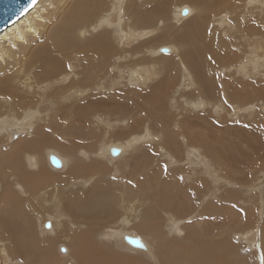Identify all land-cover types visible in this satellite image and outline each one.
<instances>
[{
	"label": "bare ground",
	"instance_id": "obj_1",
	"mask_svg": "<svg viewBox=\"0 0 264 264\" xmlns=\"http://www.w3.org/2000/svg\"><path fill=\"white\" fill-rule=\"evenodd\" d=\"M222 11L226 16L216 17ZM163 40L154 52L145 45ZM263 62L264 0H38L0 32V264L33 261L32 253L38 251L29 245L37 225L30 216L24 219L21 210L40 202L54 212L52 223H38L39 236H52L56 228L74 232L63 247L61 240L57 242L65 258L75 256L66 264H143L115 254L125 248L146 252L155 261V255L167 258L168 264H257L261 252L254 250L249 262L238 253L236 243L211 237L208 229L194 222L211 216L213 204L223 209L226 204L221 203L235 193L231 185L249 187L242 188L247 180L236 177L238 154L234 166L222 160L232 151L225 124L214 125L209 115L203 124L204 118L194 111L208 105L227 111L216 98L220 83L235 111L253 108L247 107L251 98L264 99V75L244 79L260 74ZM139 65L145 67L141 75ZM172 66L181 69L180 88V72L170 74ZM122 76L139 85L136 96L123 102L116 97L119 92L109 93ZM88 96L92 100L87 102ZM176 98L188 100L180 104ZM83 124L90 137L104 135L105 141H81L80 132L86 133ZM115 126L123 140L119 135L110 139ZM53 129L56 135L50 138L48 131ZM229 130L241 135L240 130ZM16 132L23 136L11 142ZM251 132V138L245 133L249 137L242 139L247 149H253L249 153L261 152V142ZM67 133L71 139L60 137ZM240 146L232 153L241 151ZM138 154L145 155L139 162ZM228 155L225 159L232 154ZM51 156L59 166L52 164ZM118 163L129 172L117 180L133 190L97 199L98 190H106L110 166ZM77 195L88 201H77ZM91 205L102 207L105 223L99 229L96 225L101 224L93 221L101 215L83 217ZM255 211L250 208L247 216L237 217L239 222L236 214L224 220L233 230L239 223L240 231H246L240 234L257 244L262 230L259 234L253 225L247 227L258 221ZM126 237L140 240V246ZM45 240L42 243L52 251L54 242L50 246ZM54 258L41 253L33 264L60 261Z\"/></svg>",
	"mask_w": 264,
	"mask_h": 264
},
{
	"label": "rangeland",
	"instance_id": "obj_2",
	"mask_svg": "<svg viewBox=\"0 0 264 264\" xmlns=\"http://www.w3.org/2000/svg\"><path fill=\"white\" fill-rule=\"evenodd\" d=\"M243 1L244 0H239V2L240 3H243ZM247 2H249V0H247ZM246 3V2H245ZM248 7V5H246L245 6V8H247ZM248 9V8H247ZM223 12H225V11H222V12H218L217 14H215L216 15V17H221L222 15H225L226 16V14H223ZM233 15V14H232ZM226 18V17H225ZM214 20V19H213ZM254 21V19L252 20V23H254L253 22ZM210 22H211V24H212V20H210ZM143 37H145V36H143ZM142 38V37H141ZM145 42H146V40H144ZM167 41V40H166ZM163 42H165V40H163V41H159V42H151V43H146L145 45L149 48L148 50L149 51H151V52H154L156 49H157V47H156V45H158L159 43H163ZM155 43V44H154ZM149 44H151V45H149ZM151 46H153L152 48H151ZM156 48H155V47ZM155 48V49H154ZM152 49V50H151ZM159 49V48H158ZM254 53V52H253ZM158 54H160V56H164V58L166 57V56H168L167 55V53H158ZM153 56H156L155 54H152ZM137 56V54L134 56V57H136ZM161 60H158L157 62H160ZM165 60H163L162 62H164ZM264 63V62H263ZM160 64V63H159ZM157 65V64H156ZM144 66L143 65H139L137 68V72H138V70H139V74H140V72H141V70H144V69H142ZM174 66H172L171 67V69L174 71V73H170V74H172L173 76H174V74L177 72V70L180 72V73H178L179 75H181V69H178V67H175V69L173 68ZM264 64H263V66H261V68L263 69H261V72H260V74H255V75H251V77L250 76H248L247 78H245L244 80L246 81H248V78H250L249 80H252V78L254 79V80H256V79H259V77H262V75H264V73L262 74V72H264ZM145 68V67H144ZM171 69H170V72H171ZM177 69V70H176ZM161 72V74H162V71H160ZM186 72H188L187 70H186ZM141 74H143V72H141ZM140 74V75H141ZM123 77V76H122ZM124 78V79H123ZM123 78H120L118 81H117V83H115V86L110 90V94L112 93V94H117L118 92V95H116V97H118L119 99H120V101H124V99L126 100V101H128L129 99H131L132 98V96L134 97V95L136 96V94H137V91H136V89L137 88H139V85H133V84H131V83H129L128 82V78H126V77H123ZM232 79H233V77H231ZM180 82H179V84L177 85L178 86V88H180L181 87V84L182 83H184V79L182 78V75H181V77H180ZM182 79H183V82H182ZM126 80V81H125ZM264 81V80H263ZM172 85V84H171ZM170 84H169V87L171 86ZM131 86V87H130ZM125 87V88H124ZM132 88V89H131ZM136 88V89H135ZM169 89V88H168ZM222 89H223V87H222V85H221V83L219 84V94L216 96V98L220 101V103L223 105V106H226L227 107V111L226 112H223L222 110L219 112V110L221 109V108H218V110L217 109H215L214 107H212V106H205V107H202V108H197L194 112H197L202 118H204V121L202 122L203 124H204V122H206V120L207 119H205V118H207L208 117V115H209V118H211L210 120H211V123H213L214 125H217V126H219V127H221V126H223V124H225L224 126L226 127L225 128V133L227 134V137H229L230 136V139L231 140H229L228 142H229V146H230V148L232 149V151L233 150H235V148H238V145L240 146L239 148H241V151H238L237 149H236V151H238V152H233L234 153V155H235V153H237L239 156L241 155V161L242 162H239V156L237 155V157H236V155L234 156L233 155V153H232V151H230L229 153L230 154H232V155H230L229 153V157L231 158V161H230V158H227V159H225L226 157H227V155L225 156V157H223V161L225 162V163H228V165H230V166H234L235 165V163H236V161L235 162H233V160L235 159V157H236V160L238 161L237 163H236V165L234 166V167H236L237 169H238V172L236 173V177H243V178H245V181L247 182V185H242V188L244 187V186H248L249 185V187L247 188V187H244L243 189H241V188H237V185H231L230 186V188H232L234 191L232 192V194L233 195H231L230 194V200H229V202L228 201H224L223 203H221V204H226L225 206H224V208L223 209H221L222 207H220V204L219 203H217V204H213L212 205V210H211V212L212 213H210L211 214V216H209V217H206V219L205 220H203V218H202V221H201V219L200 220H194V222H197V225L198 226H200V228L202 229V230H207L208 229V232H210V234H211V237H212V235H213V237H217V238H223V237H226V240L227 241H230V242H232V243H236L235 245H237V248L238 249H240V250H238L237 249V251H238V253L242 256V257H244L245 259H247L248 261H249V259H251V254H252V252L254 251V250H256L257 251V253H260L259 255L261 256H258V258H260V259H258V263L257 264H264V257H263V247H264V144L262 143L264 140V126H263V124H264V99L263 98H257V99H253L252 100V98L250 99V101H248V99L249 98H247V101H248V103H247V107L248 106H250L251 104H252V106H254L253 108H251L252 109V111H251V109H247V110H244V109H240L239 111H235L236 109L234 108L235 106H234V104L232 103V101H231V98L230 97H227V99H225L224 98V94L222 93ZM144 90V89H143ZM117 91V92H116ZM136 91V92H135ZM106 92V91H105ZM114 92H116V93H114ZM133 92L134 93H136V94H133ZM140 92V91H139ZM92 93H94V92H92ZM168 93H169V90H168ZM100 94H101V92H100ZM131 94V95H130ZM222 94V95H221ZM220 95V96H219ZM264 95V94H263ZM91 96H88L87 97V99H86V101L88 102V101H90V100H92L91 98H90ZM102 97H103V95H102ZM115 97V98H116ZM264 97V96H263ZM105 98V97H104ZM118 98H116V99H113V101H117V99ZM124 98V99H123ZM90 99V100H89ZM259 99H260V101H259ZM107 100H109V99H107ZM188 100V98H186V99H184L183 101H181L180 99H178V98H176V101H180V104H182L183 102H185V101H187ZM120 101H118V102H120ZM122 101V102H123ZM229 105V108H228V106L226 105ZM258 103V104H257ZM261 103V104H260ZM106 104V103H105ZM255 104H256V106H255ZM261 105V106H260ZM263 106V107H262ZM186 107V106H185ZM231 107V108H230ZM246 107V108H247ZM183 108H184V105H182V108H181V110H183ZM214 108V109H213ZM235 109V110H234ZM174 112H176L177 113V111H174ZM216 112V113H215ZM224 113V115H222ZM226 114H228L227 115V117H226ZM237 114V115H236ZM251 114V115H250ZM204 115L206 116V117H204ZM235 115V116H234ZM220 116H224V117H220ZM215 121V122H214ZM228 121V122H227ZM238 121V122H237ZM201 122V121H200ZM221 122H223V124L221 123ZM231 122H232V124H231ZM239 122H240V124H239ZM217 123H219V125L217 124ZM221 124V125H220ZM247 124V125H246ZM84 126H86V133H83V132H80V136H81V141H86V142H91V141H97L98 140V142H103V141H105V136L104 135H99V137L97 138H95V136H91L90 137V131L89 132H87L89 129H87V127H88V125L87 124H83ZM92 124H90V122H89V127L88 128H90V126H91ZM259 125V126H258ZM223 126V127H224ZM228 126V127H227ZM256 128H255V127ZM236 127V128H235ZM257 127H259V128H257ZM116 128V129H115ZM232 129V130H237L236 132H238L239 130L241 131V132H245V133H248V132H251V134H252V138H254L255 137V134H256V136H257V138L260 140V142H261V146H258V149H260V151L261 152H263V153H261V152H259V150L257 151V152H254V151H252L251 153H249L250 151H251V146H249L248 147V149L250 150H248L247 149V144H246V141H244L245 140V138H244V136H245V133H244V135H242L243 133H240V131H239V133L237 134V135H240V136H243V137H240V136H235V133L233 134L232 132H235V131H231V130H229V129ZM250 128V129H249ZM244 129H247V130H245L244 131ZM253 129V130H252ZM119 130H120V128H118V127H114L113 128V131H115V133H113L112 131H111V137H110V139L111 140H113L112 138H118L117 137V135H119V137H121V138H119L118 140H120V139H122L123 137L120 135V133H119ZM228 131V132H227ZM254 131V132H253ZM48 132H50L49 133V137L50 138H53L55 135H56V132L54 131V129L53 130H50V131H48ZM231 132V133H230ZM16 135L14 136V137H12L11 138V142H14L15 140H17L19 137H21V136H23L22 134H21V132H16L15 133ZM249 134V133H248ZM62 136H64V137H68V138H70L71 139V134L70 133H67V134H65V135H60V137H62ZM85 136V137H84ZM113 136V137H112ZM250 136V137H249ZM249 136L247 135V136H245L246 138L247 137H249V138H251V135L249 134ZM258 136H260V137H258ZM89 138V139H88ZM91 138V139H90ZM244 140H243V139ZM225 139H229V138H225ZM238 139H240V140H238ZM123 140V139H122ZM125 140L126 141H128L129 140V138H125ZM109 141V140H108ZM234 142V143H232L233 144V146L234 145H236V144H238V145H236L237 147H235L234 146V148L231 146L232 144H231V142ZM236 141V142H235ZM241 141V142H240ZM256 143V140L254 139L253 141H252V143ZM117 143V142H116ZM129 143H131V140H129ZM242 143L245 145L246 144V146H242ZM254 143V145H256ZM118 144V143H117ZM5 146H7V145H5ZM118 146H119V144H118ZM218 145H216V147H217ZM217 148H219L220 149V146H218ZM243 149V150H242ZM263 149V150H262ZM253 150V149H252ZM146 153H147V151H146ZM146 153H145V155H146ZM241 153V154H240ZM144 154V153H143ZM142 154V155H143ZM148 154L149 155H154V153H153V151L152 150H149L148 151ZM142 155L141 154H138L137 156L135 155V158H137L138 157V160H137V162H139V160H141L142 159ZM145 155H143V157L145 156ZM256 155V156H255ZM234 156V157H233ZM221 157V156H220ZM232 157H233V159H232ZM238 158V159H237ZM246 158H249V159H252L250 162L249 161H247V163H246V165H245V163H243V160H245ZM48 160H49V158H48ZM49 162H50V160H49ZM232 163V164H230V163ZM210 164L213 166H219V167H221L220 165H217V164H212L211 162H210ZM243 164H244V166H243ZM237 165H238V167H237ZM120 166H121V164H117V165H115L114 167L113 166H110V167H112V170H110V175H109V173L108 174H106L107 176L105 177V182L107 183V186H106V190H101V189H99L98 190V194H96V198L97 199H101V198H114V196H117V197H120V196H125V195H127V194H129V192L131 191V190H133V187H131L129 184V186H127L125 183H119V181L117 180V178L118 177H120L122 174L123 175H125V178H127V174H128V172L129 171H127L125 168H123V167H121L120 168ZM213 166V167H214ZM168 167V166H167ZM114 168V169H113ZM116 168V169H115ZM222 168V167H221ZM120 169H121V171H120ZM124 169V171H122ZM54 172H52V174H53ZM117 174V175H116ZM222 174V172L220 173V175ZM112 175V176H111ZM115 175V176H114ZM109 176H110V179H109ZM248 177V178H247ZM108 178V179H107ZM113 179V180H112ZM109 180V181H108ZM112 180V181H111ZM112 182V183H111ZM237 183V182H236ZM115 184V185H114ZM117 184H118V186H117ZM257 186V187H254L255 185ZM254 185V186H253ZM251 186H252V189H251ZM118 189H117V188ZM259 187V188H258ZM255 188V189H254ZM231 189V190H232ZM247 191H246V190ZM254 189V190H253ZM239 190H241V191H239ZM251 190H253L254 192H251ZM82 190H78L77 191V193H79V192H81ZM243 191V192H242ZM125 192V193H124ZM246 192H248L247 194H246ZM244 193V194H243ZM124 194V195H123ZM245 194H246V196H245ZM259 196H258V195ZM251 196V197H250ZM76 198H77V201H79L80 202V200L82 199L83 201H88V200H86V198L84 197V196H80V195H77L76 196ZM245 198V199H244ZM248 200H247V199ZM96 199V200H97ZM92 200H95V199H93V198H91V201ZM246 200V201H245ZM251 202V203H250ZM40 204V205H39ZM38 204V206H36L35 208H32V209H28V210H21V213H22V215H23V217H24V219H25V216H27V217H29L30 218V220H32L33 222H35V225H37L36 226V229H35V234H36V237H32L33 239H31L32 241H34V243H32L31 245H29V247L32 249V250H34V251H38V252H33L32 253V251L30 250V252L32 253V254H34V253H36V255L35 256H32L33 257V261L32 260H30V261H28V263L27 264H29V263H31V264H33L36 260L35 259H37L38 257H39V255L41 254V253H44V254H46V255H53V256H55V258L53 259V260H55L56 258L57 259H59L60 258V261H58V262H55L56 264H66V262L65 261H67V262H70V260H73V257H75L74 255L72 256V257H66L65 258V253H63V250H60V243H61V246L63 247V242H65L67 239L69 240L70 238H71V236H72V234L74 233V232H72L73 230H71L70 232H69V229L67 230V229H64V231L62 230V229H59V228H56L57 229V231H56V229H55V234H52V236H51V234L50 235H46L45 237H42V236H39V233H41V230L38 228V223L40 224L42 221H43V223L44 222H50V223H52V218H53V216H52V212H54V210H53V208H51V207H49V205H47L46 203H44V202H40ZM49 204H51V201H50V203ZM45 207V208H44ZM95 207V208H94ZM252 207H254L255 208V212L258 214V221L256 220L254 223H249L248 224V226L247 227H249V226H251V225H253V227L255 228V230L260 234V231H259V229H261L262 230V232H263V236H262V239L260 240V236H257V239H259V241H258V243L257 244H254L253 242V244L249 241V240H247L246 238H244V236L245 235H241V234H246V231L245 232H241L240 231V224L238 223V225H239V229L238 230H233V229H231V227H230V225H228V224H226V221L224 220L225 219V217H230V216H232V214H233V216L235 215L236 216V221L237 222H239V220H240V218H237V217H243L244 218V216H247L248 215V213H249V209L250 208H252ZM39 209H42V210H39ZM49 209V210H48ZM99 209V210H98ZM101 209H102V207L100 206V205H91V209H90V211H84V212H86V213H84L83 212V217H86L87 215H85V214H89V215H91V213H92V216H97L98 214L99 215H101L100 216V218H98V219H94V221H93V223L95 224V223H97V224H101V225H96V227H98L97 229H99L103 224L102 223H105V220L104 219H102L101 217H102V213L100 212L101 211ZM96 210H97V212H96ZM51 211V212H50ZM236 211H238V212H236ZM41 212V213H40ZM187 212V211H186ZM230 212V213H229ZM243 212V213H242ZM94 213H96V214H94ZM119 213V212H118ZM117 213V216H119V214ZM188 213H190L189 212V210H188ZM30 214V215H29ZM40 214V215H39ZM42 214V215H41ZM120 214H123L122 212H120ZM213 214V215H212ZM230 214V215H229ZM35 215V216H34ZM46 215H48V216H46ZM39 217V219H38V217ZM34 218V219H33ZM36 219H37V221H36ZM193 219H195V218H193ZM35 220V221H34ZM108 220H112L111 218H109ZM222 220V221H221ZM41 221V222H40ZM91 221V220H90ZM189 221H191V219L190 220H187L186 222L187 223H189ZM224 221V222H223ZM99 222V223H98ZM201 222V223H200ZM205 222V223H204ZM208 222V223H207ZM222 222V223H221ZM224 223V224H223ZM206 225V226H205ZM202 226V227H201ZM95 227V228H96ZM213 227H215V228H213ZM59 230V231H58ZM96 229H94V232H93V235H95V241L97 240L96 238H98V234H96V231H95ZM102 230V229H101ZM213 230V231H212ZM39 231V232H38ZM222 231H224V232H222ZM68 232V233H67ZM67 233V234H66ZM72 233V234H71ZM219 235H218V234ZM222 233V234H221ZM241 233V234H240ZM22 234V233H21ZM21 234H20V236H21ZM63 234H65L64 235V237L62 236ZM240 234V235H239ZM68 235L70 236V238L68 237ZM49 236V237H48ZM53 237V238H52ZM94 237V236H93ZM259 237V238H258ZM36 238V239H35ZM39 238V239H38ZM58 238V239H57ZM64 238V239H63ZM46 239V240H45ZM43 240H45L46 241V244L48 243L50 246L52 245V242H54V244H53V249H52V251H51V249L48 247V246H46V245H44L42 242H43ZM48 240V241H47ZM54 240V241H53ZM59 240H61V242H59V243H57ZM67 240V241H68ZM100 240V239H99ZM56 241V242H55ZM69 241H71V239L69 240ZM235 241V242H234ZM36 242H38L39 243V245H37V243ZM97 242H99V243H101L102 241L100 240V241H97ZM96 242V243H97ZM240 242V243H239ZM243 242V243H242ZM249 242V243H248ZM98 243V244H99ZM57 244V245H56ZM239 244V245H238ZM244 244H245V246H244ZM44 245V246H43ZM46 246V247H45ZM253 246H255V247H253ZM106 247V246H105ZM240 247V248H239ZM29 248V249H30ZM107 248V247H106ZM43 250V251H42ZM258 250H259V252H258ZM125 252H120V251H117V252H115V254H117V255H126V256H129L130 258H135L136 260H138V261H140V262H143V264H168V263H170V260L169 259H164V258H162L161 256H160V258L158 257V255H155L156 256V261L154 260V258H152V257H150V256H148L147 254H146V252H143V251H141V252H139V251H131L130 249H127V248H125V250H124ZM120 252V253H119ZM127 252V253H126ZM139 252V253H138ZM39 255H38V254ZM146 254V255H145ZM59 255V256H58ZM58 256V257H57ZM145 256V257H144ZM35 257H37V258H35ZM152 258V259H151ZM161 259V260H160ZM151 260V261H150ZM148 261V262H147ZM149 261L151 262V263H149ZM159 261H160V263H159ZM166 261V262H165ZM155 262V263H154ZM164 262V263H163ZM250 262V261H249ZM47 263H48V261H47ZM11 264H14L13 262L11 263Z\"/></svg>",
	"mask_w": 264,
	"mask_h": 264
},
{
	"label": "water",
	"instance_id": "obj_3",
	"mask_svg": "<svg viewBox=\"0 0 264 264\" xmlns=\"http://www.w3.org/2000/svg\"><path fill=\"white\" fill-rule=\"evenodd\" d=\"M38 0H0V32L8 28L25 16L36 5ZM117 150H113V154ZM54 166H59V161L51 156ZM126 240L134 246H140V240L126 237Z\"/></svg>",
	"mask_w": 264,
	"mask_h": 264
}]
</instances>
